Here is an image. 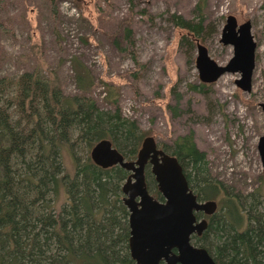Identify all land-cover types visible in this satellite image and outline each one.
<instances>
[{"label":"rangeland","instance_id":"1","mask_svg":"<svg viewBox=\"0 0 264 264\" xmlns=\"http://www.w3.org/2000/svg\"><path fill=\"white\" fill-rule=\"evenodd\" d=\"M229 15L250 21L257 43L251 91L237 85L240 72L206 84L199 76V42L221 65L234 55L221 41ZM77 59L93 79L88 90L77 83ZM263 104L264 0H0V212L15 226L0 225L31 231L0 242V264H137L129 172L97 166L91 152L108 139L131 159L147 136L170 152L192 137L204 154L184 167L193 192L218 206L192 243L216 264H264ZM225 197L238 199L242 231L227 219Z\"/></svg>","mask_w":264,"mask_h":264},{"label":"water","instance_id":"2","mask_svg":"<svg viewBox=\"0 0 264 264\" xmlns=\"http://www.w3.org/2000/svg\"><path fill=\"white\" fill-rule=\"evenodd\" d=\"M221 41L234 46V55L226 65L217 63L208 48L198 43L196 64L201 81L212 83L225 73L240 72L237 85L251 91L257 43L250 21L239 25L237 18L229 15ZM156 147L153 136L145 137L137 161L130 162L124 160L108 139L100 140L91 152L97 165L107 168L120 164L134 171L123 187L124 201L131 211L132 258L137 264H216L208 250L195 246L191 239L194 233L201 234L207 224L206 220L197 222L195 212L211 214L215 212L217 202L199 201L177 159ZM258 148L264 168V136L260 138ZM152 153L153 171L164 201L155 198L146 185L144 171ZM158 154L162 155L161 161L156 158Z\"/></svg>","mask_w":264,"mask_h":264},{"label":"trees","instance_id":"3","mask_svg":"<svg viewBox=\"0 0 264 264\" xmlns=\"http://www.w3.org/2000/svg\"><path fill=\"white\" fill-rule=\"evenodd\" d=\"M182 24L185 27L188 26L187 28H191V25L189 23H187V22H182ZM75 62L77 64L76 65V70H75L76 71L77 83H78L79 87H81L82 89L88 90L90 87H92V84H93V79L90 76V72L85 68L84 64L81 61H78V59H77ZM36 72L39 73L38 70H36ZM47 83H48L49 91L52 92L53 91L52 89L54 88V85H55V84L53 85V83H55L54 80L47 79ZM51 95H52V98L54 99L52 93H51ZM90 118L91 117L89 116V120H91ZM56 123L57 122H55V124ZM56 131L58 132L57 129H56ZM57 132H54V134L57 133ZM189 138L190 139H187V143L185 145L184 144L183 145L181 144L179 146V148L176 150V154L182 160L183 163H184V161H190V162L193 161V163L199 164L200 162H202L204 160V154L201 153L196 148V145L193 142L192 137H189ZM202 163L199 166H202ZM197 164H196V166H198ZM223 203H224V206L226 208L225 215H226L227 219L229 220V222L238 231H242L243 229H245V227H244V224H245V214L243 212V209H242V207H241L238 199L237 198H234V197H225ZM83 204H84V206L87 209H89V210L92 209L90 200L86 201ZM21 216H23L22 221L24 222V220L26 218H25L24 215H21ZM6 218H8V212H7V208H4L3 211L0 212V221L5 220L7 223L10 222V224H12L13 226H15L14 225L15 224V221L13 219L10 220V221H8V220H6ZM26 220H28V219H26ZM43 223H44V220H43ZM45 224H48L46 222V220H45ZM13 226H10L9 224L8 225L7 224L6 225H0V229H2V228L6 229V230H4V229L3 230H0V242L1 243H4V244L10 243V245L11 244L14 245L15 243H17V240H19L20 238L25 237V234L27 236H29V232H31V231L27 230L28 233L27 232L26 233H22L20 229L13 228ZM246 235H247L248 238L251 237L250 236L251 235L250 232H246ZM30 241L32 242L33 240L31 239ZM30 246H32V244ZM252 250L253 249L251 247V243L250 244L247 243L246 246H245V248H244V253L247 254L248 252H250ZM32 253H34L35 256H39L40 255V251L35 252L33 250ZM236 258L237 257H235V259ZM126 264H132V261L131 260H128L126 262Z\"/></svg>","mask_w":264,"mask_h":264},{"label":"flooded vegetation","instance_id":"4","mask_svg":"<svg viewBox=\"0 0 264 264\" xmlns=\"http://www.w3.org/2000/svg\"><path fill=\"white\" fill-rule=\"evenodd\" d=\"M203 83H205L206 84V82H203ZM145 139V138H144ZM156 140V139H155ZM143 143V142H142ZM156 144H157V149L158 150H161V151H163L164 153H166V154H168V155H170V156H173V157H175L176 159H177V161L179 162V164L181 165V167H182V169H183V173H184V175H185V177H186V179H187V181H188V184H189V187H190V182H189V179H188V175H187V172H186V169H185V167H184V163L182 162V160L178 157V155L176 154V152H170V151H168L166 148H164V147H162V146H160L158 143H157V141H156ZM141 147H142V145H141ZM141 147H139L138 149H136L135 150V153H134V157H132L131 159H129V158H127L122 152H120L118 149V151L123 155V157H124V160L125 161H137V159H138V155H139V151H140V149H141ZM156 158H157V160H159V161H161V159H162V155L161 154H158V156H156ZM153 153L151 154V156L149 157V159H148V163H147V165H146V167H145V171H144V173H145V181L147 180L146 178V176H147V174H146V171H147V168H150V170H151V172H152V174H153V176H154V179H155V182L158 184V181H157V179H156V174L154 173V171H153ZM96 164V163H95ZM97 165V164H96ZM116 165H120V164H115V165H113V166H116ZM97 166H100V165H97ZM112 166V167H113ZM121 166V165H120ZM100 167H102V166H100ZM122 167V166H121ZM104 168V167H103ZM108 168V167H107ZM122 168H124V167H122ZM124 169H126V168H124ZM128 172H129V174H128V176H127V180H128V178L134 173V171L133 170H128V169H126ZM133 180H134V178H132ZM146 184H147V182H146ZM190 189H191V187H190ZM192 190V189H191ZM193 191V190H192ZM194 193V192H193ZM198 197V196H197ZM198 200L199 201H201L202 202V200L198 197ZM208 200H213V199H208ZM207 201V200H206ZM216 201V200H215ZM125 202V201H124ZM217 202V201H216ZM126 204V203H125ZM127 205V204H126ZM217 206H218V202H217ZM211 214H213V213H211ZM211 214H208V213H206L205 211H198V212H195V215H196V218H197V222H199V221H202V220H206L207 221V224H206V227L204 228V230L202 231V233L201 234H203V232L207 229V227H208V220H207V218L211 215ZM198 215H202L201 216V218L202 219H199L198 218ZM201 234H198V233H194L193 235H201ZM193 235H192V237H193ZM191 242H192V239H191ZM195 246H198V247H202V246H199V245H196V244H194ZM205 248V247H204ZM176 251V250H175Z\"/></svg>","mask_w":264,"mask_h":264}]
</instances>
